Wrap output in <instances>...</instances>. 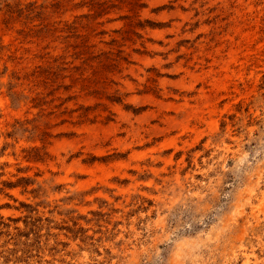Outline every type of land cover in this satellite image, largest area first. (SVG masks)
I'll return each instance as SVG.
<instances>
[{
	"label": "rangeland",
	"instance_id": "obj_1",
	"mask_svg": "<svg viewBox=\"0 0 264 264\" xmlns=\"http://www.w3.org/2000/svg\"><path fill=\"white\" fill-rule=\"evenodd\" d=\"M0 264H264V0H0Z\"/></svg>",
	"mask_w": 264,
	"mask_h": 264
}]
</instances>
